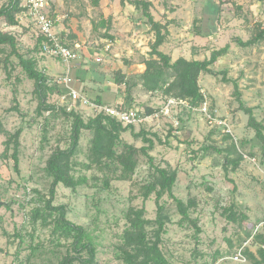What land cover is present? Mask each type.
<instances>
[{
	"label": "rangeland",
	"instance_id": "rangeland-1",
	"mask_svg": "<svg viewBox=\"0 0 264 264\" xmlns=\"http://www.w3.org/2000/svg\"><path fill=\"white\" fill-rule=\"evenodd\" d=\"M148 1L157 21L166 24L171 19L160 49L174 60H203L223 49L211 66L214 72L201 73L199 85L210 109L232 129L229 133L224 126H211L200 112L180 108L175 114L180 121L178 127L173 118L161 115L122 132L124 141L141 148L148 144L135 133L144 130L146 137L155 142L149 152L154 164L177 171L175 196L196 202L189 211L198 219L202 229L199 234L180 220L176 201L168 194L163 197L166 231L161 236L162 250L173 264H253L248 253L245 262H234L229 257L264 221V148L249 125V114L241 107L243 103L252 108L264 124V41L242 44L260 26L264 27V2ZM7 2L0 0V8ZM50 3L51 12L59 9L64 15L56 32L79 55L73 61L78 69L71 68V76L88 80L89 89L82 91L84 95L95 100L103 98L107 90L110 104L121 102L145 113L158 110L165 96H172L163 90L147 91L142 85L140 75L156 35L141 10L128 0H103L98 5L93 0ZM104 8L109 10L108 18L102 12ZM0 31L11 33L20 52L34 58L52 81L73 66L61 58L41 54L40 34L29 17L15 25L0 18ZM4 49L0 52V123L11 132L18 128L23 132L19 171L11 157L13 150L5 152L7 136L0 135V264H57L71 249L70 242L59 240L51 224L35 220L32 215L33 209L43 206L50 195L53 177L46 170L47 160L56 148L69 144L72 120L62 113L39 111L34 80L27 77L16 55L8 58L10 46ZM48 102L58 105L59 92L50 94ZM81 109L70 111L88 120L90 116ZM92 140L93 132L84 130L72 171L78 185L72 189L58 184L53 204H64L68 218L92 235L97 264H125L121 247L128 211L145 207V217L152 221L147 228L150 238L158 227L156 194L149 198L143 195L144 185L151 178L150 162L140 152L132 177L122 179L120 172L115 175L104 169L106 172L91 161ZM105 175L109 187L104 185ZM232 211L236 213L234 218ZM257 233L264 236L263 225ZM261 246L255 235L247 251L258 256Z\"/></svg>",
	"mask_w": 264,
	"mask_h": 264
},
{
	"label": "trees",
	"instance_id": "trees-1",
	"mask_svg": "<svg viewBox=\"0 0 264 264\" xmlns=\"http://www.w3.org/2000/svg\"><path fill=\"white\" fill-rule=\"evenodd\" d=\"M96 5L100 0H93ZM125 2L126 0H121ZM133 4L155 31V41L152 44L150 57L145 59L146 68L140 75V80L144 89L147 91L163 90L165 93L176 98H186L190 105L198 106L204 100V95L199 85L201 73H213L211 67L218 57L223 53L222 50L213 51L210 58L203 60L188 59L179 57L173 59L171 55L160 49L168 35V23L162 24L155 20L151 12V1L148 0H128ZM264 2V0H257ZM23 0H8L7 4L0 8V18L9 25L18 23L17 14L23 11ZM44 37L39 35V44L42 49ZM264 41V27L260 26L253 37L243 45L257 44ZM65 43V42H64ZM66 44V43H65ZM68 45V44H66ZM5 46H10L11 51L7 55H16L19 64L25 71L29 79L34 80L35 93L38 95L39 111L50 112V114H60L70 118L71 133L70 141L66 147L56 148L47 160L46 170L53 177L50 195L44 201V205L33 209V219H41L46 225L51 224L53 232L59 240L70 242L71 249L57 264H97L96 246L92 235L82 225L75 224L68 218L67 207L64 204L54 205L53 200L56 194V187L62 183L64 186L76 189L78 180L72 173L74 168V156L80 144V138L84 130L93 132L91 145V161L100 166L103 170L118 174L120 178L129 179L132 177L138 166V154L144 153L149 159V171L151 178L144 185V197L149 198L153 193L156 194L158 204V214L155 222L158 227L154 229L153 237H149L148 225L151 220L145 217L146 209L131 208L128 211V225L124 229L122 239V258L125 264H173L162 250V233L165 232V220L163 218L164 204L161 202L163 197L168 194L177 204L178 212L181 215V221L190 224L199 234L202 229L199 226L198 219L190 214V208L196 205L194 199L185 202L174 194V186L177 181V171L170 167H161L154 164V157L149 152L154 147V140L146 137L145 131L141 130L135 133L136 137H142L147 146L141 148L127 143L122 139V132L134 125L124 126L115 118L103 114L90 116L88 120L77 112H68L66 108L48 102L50 94L59 92L62 94L59 84L53 83L37 66V61L32 57H26L19 50L16 38L9 32L0 31V52L4 51ZM69 46V45H68ZM120 86V85H119ZM240 95V93H239ZM96 102L104 103L102 97L98 96ZM241 107L249 114V125L255 129L257 138L262 142L264 148V124L258 121L253 113V109L246 107L241 103ZM154 109H149L147 113H152ZM23 128H18L11 132L0 123V135L7 136L5 141V152L13 150L11 157L14 160V167L19 171L20 162V137ZM264 152V149H263ZM235 163H237L235 161ZM237 166V165H236ZM106 171V170H104ZM107 172V171H106ZM104 185L110 186V180L107 175L104 177ZM232 211V218L235 217ZM261 240L263 246L258 249V256L253 252L246 251L253 260V264H264V236L256 234Z\"/></svg>",
	"mask_w": 264,
	"mask_h": 264
},
{
	"label": "built area",
	"instance_id": "built-area-1",
	"mask_svg": "<svg viewBox=\"0 0 264 264\" xmlns=\"http://www.w3.org/2000/svg\"><path fill=\"white\" fill-rule=\"evenodd\" d=\"M23 7L25 9L17 14V20L21 21L24 17H29L33 20L39 34L45 39L41 49V54L61 58L68 64L78 58V53L70 46L66 45L56 32V18L51 14L50 0H25ZM52 82L64 85L67 88L64 93L59 94L58 106L65 107L66 110L69 111L74 107H81V110H85L88 116L94 117L99 114L111 116L121 122L124 126L151 122L157 117L163 115L165 117L173 118L175 126L178 127L180 121L175 117V114L179 112L180 108H186L203 114L211 126H224L227 132L232 133V129L225 119L216 116L213 110L210 109L211 105L209 104L208 97L204 92H202L204 100L198 106L190 105L186 98L165 96V100L158 110H154L152 113H145L139 108L124 106L121 102L115 104L99 103L90 99L78 88L73 86L74 79L69 72L53 79ZM251 160L256 161L255 158H252ZM262 225L264 226V221H261L257 225L253 235L248 238L243 245L239 246L235 253L229 257L230 260H233L234 262H245L247 260V248L254 240V236L257 234L260 226Z\"/></svg>",
	"mask_w": 264,
	"mask_h": 264
},
{
	"label": "crops",
	"instance_id": "crops-1",
	"mask_svg": "<svg viewBox=\"0 0 264 264\" xmlns=\"http://www.w3.org/2000/svg\"><path fill=\"white\" fill-rule=\"evenodd\" d=\"M103 2V0H100V3H102ZM101 6H104L103 4L101 5ZM53 9H54V6H53ZM52 9V10H53ZM58 10V11H57ZM56 11H53V12H51V14H52V16L54 17L55 16V18H56V25L59 23V25H62L61 24V22H62V20H63V17H64V15H62L60 12V10L59 9H57ZM51 11V10H50ZM60 11V12H59ZM102 12H104V16H105V18H108V16H109V10H107L106 8H104V10H102ZM167 12H169V11H167ZM168 18H172L171 16H169ZM58 19V20H57ZM156 20V19H155ZM169 20H171V19H169ZM167 21L166 23H170L171 21ZM58 27V26H57ZM62 27V26H61ZM166 41V40H165ZM165 43V42H164ZM161 50L163 51V49L161 48ZM165 52V51H164ZM71 63H73V61L71 62ZM60 65H58V67H59ZM71 68H77L78 69V67H76V64H75V62L73 63V66L72 65H70V67H68L67 69H66V72L65 73H67V72H69L70 73V75H71ZM64 73V74H65ZM77 77H79L78 75H77ZM74 81H75V83L73 84V86L75 87V88H78L81 92L83 91V90H85V89H89V87H86V86H88L87 84V82H88V80L87 79H85L84 77H82L81 79L79 78H77V79H75L74 78ZM104 90V89H103ZM110 90H113L111 87H110ZM114 91H115V89H114ZM108 91L106 90V91H104L103 93L105 94V96L102 98V100H103V102L104 103H110V102H108L107 100H109V98H110V95H109V93H107ZM118 101V100H117ZM116 101V102H117Z\"/></svg>",
	"mask_w": 264,
	"mask_h": 264
}]
</instances>
